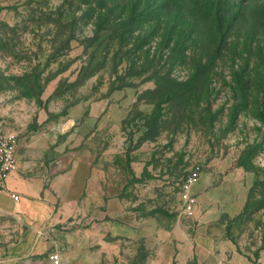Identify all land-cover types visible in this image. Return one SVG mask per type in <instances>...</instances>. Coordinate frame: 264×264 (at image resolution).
I'll list each match as a JSON object with an SVG mask.
<instances>
[{
    "label": "rangeland",
    "instance_id": "1",
    "mask_svg": "<svg viewBox=\"0 0 264 264\" xmlns=\"http://www.w3.org/2000/svg\"><path fill=\"white\" fill-rule=\"evenodd\" d=\"M0 119L88 264H264V0H0Z\"/></svg>",
    "mask_w": 264,
    "mask_h": 264
},
{
    "label": "crops",
    "instance_id": "2",
    "mask_svg": "<svg viewBox=\"0 0 264 264\" xmlns=\"http://www.w3.org/2000/svg\"><path fill=\"white\" fill-rule=\"evenodd\" d=\"M17 147L18 163L19 138ZM20 166L10 173L0 191V197H10L9 193L20 197L8 211L14 216V227L8 230L9 239L0 248V264H88L93 251L85 243L80 245L86 241L75 235V228H54L57 223H65L75 209V201L85 189V175L77 174L74 164L70 171L59 174L47 185L42 178L23 177ZM15 222L19 226L17 231Z\"/></svg>",
    "mask_w": 264,
    "mask_h": 264
},
{
    "label": "built area",
    "instance_id": "3",
    "mask_svg": "<svg viewBox=\"0 0 264 264\" xmlns=\"http://www.w3.org/2000/svg\"><path fill=\"white\" fill-rule=\"evenodd\" d=\"M18 146V138L13 133L6 129L3 121L0 119V191L3 189L4 183L10 173L16 167V154ZM198 176L197 169L192 170L181 184L182 200L186 212H190L194 205L195 199L190 190L192 184L196 181ZM11 198L18 200L17 195H12ZM57 262V258H53Z\"/></svg>",
    "mask_w": 264,
    "mask_h": 264
}]
</instances>
